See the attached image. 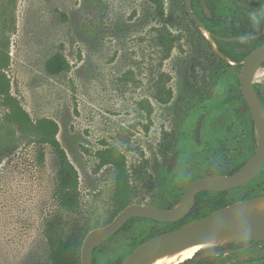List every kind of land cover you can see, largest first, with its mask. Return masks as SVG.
<instances>
[{
    "label": "rangeland",
    "instance_id": "374dc122",
    "mask_svg": "<svg viewBox=\"0 0 264 264\" xmlns=\"http://www.w3.org/2000/svg\"><path fill=\"white\" fill-rule=\"evenodd\" d=\"M185 1L162 0L159 19L150 0H0V71L8 81V93H0V264H49V221L60 235L83 234L125 204L165 202L171 188L177 203L192 180L240 167L254 153L239 74L214 58ZM226 1L233 13L262 17L264 0ZM163 39L171 42L168 53ZM55 53L67 68L50 75L45 64ZM255 72L258 89L264 65ZM40 119L57 124L56 138L75 167L74 211L59 203L58 164L40 142ZM257 177L263 182L254 192L264 193V167ZM250 192L244 184L224 198L231 204ZM154 231L151 221L133 219L98 244L95 264L126 256ZM256 251L220 252L211 264H248Z\"/></svg>",
    "mask_w": 264,
    "mask_h": 264
},
{
    "label": "water",
    "instance_id": "95a60500",
    "mask_svg": "<svg viewBox=\"0 0 264 264\" xmlns=\"http://www.w3.org/2000/svg\"><path fill=\"white\" fill-rule=\"evenodd\" d=\"M186 8L190 19L195 20L200 30L210 34V44L215 45L214 51L231 64L232 73H236L235 63L229 61L218 50L211 33L192 13L191 0H186ZM262 34L264 36V19L259 34L249 36L221 37L227 41L252 39ZM213 43V44H212ZM264 62V40L252 49L239 62V84L241 95L246 102L256 135L257 147L254 153L233 173L206 175L192 180L180 200L171 209H164L148 203H130L122 208L108 223L96 226L84 236L80 249V264H92L94 248L101 242L117 233L129 219L144 217L159 222H176L183 219L194 205L195 196L200 191H226L248 183L258 175L264 166V106L254 87L253 76L258 67ZM264 90V82L260 84L259 92ZM201 117L195 127V135L199 136ZM177 152L169 160L168 169L172 167ZM258 196L227 204L203 216L188 221L174 229L156 234L134 247L119 264H147L157 256L180 247L206 242L225 236H235V239L224 246L206 247L196 252L191 263L220 252L244 250L255 242L264 240V214L244 209ZM249 241L240 249L229 248L230 245ZM225 247V249L223 248ZM186 261L182 264H186Z\"/></svg>",
    "mask_w": 264,
    "mask_h": 264
},
{
    "label": "trees",
    "instance_id": "16d2710c",
    "mask_svg": "<svg viewBox=\"0 0 264 264\" xmlns=\"http://www.w3.org/2000/svg\"><path fill=\"white\" fill-rule=\"evenodd\" d=\"M150 1L154 6L155 16L159 19H163L165 10L162 0ZM184 7H186V1ZM191 9L196 18L211 33H213V40L220 53L234 62L241 61V59L245 57L250 50L257 47L264 40V36L262 34L252 39H243L236 41H227L221 38L231 36L255 35L259 34L262 30V17H258L261 20V23L259 25H253L252 23H250V16L233 13L231 11V6L229 5V3H227L226 0H191ZM200 37L206 40L209 48L211 49L210 42L202 34L200 35ZM163 40H160L158 43L161 45L163 50H165V53H168L171 42H168L167 44V42ZM237 48L245 50L243 52H238L236 51ZM211 53L213 54L214 58L222 64L223 69H228L230 74H232L231 64L222 59L212 49ZM262 64L264 65V62ZM66 68L67 61L61 53H55L54 55H52L45 64V70L50 75L58 74ZM0 93H8V81L3 71H0ZM239 93L242 104L247 109L248 107L241 95L240 90ZM260 98L262 103H264L263 96L260 95ZM146 111L147 115L149 116L150 107L146 108ZM14 114L21 119L26 117L24 113H20V115H18L17 112H14ZM35 127L38 131L39 136L41 137L40 142L50 145L52 152L54 153L57 160L58 169L56 171V181L59 193V203L66 211H74L78 205L79 200V193L77 190V173L75 167L70 162L65 150L56 138L58 126L53 120L40 119ZM38 155L39 158L42 159L43 153L39 152ZM238 168L239 165L234 166V168L231 170L219 169L218 171L211 172L208 175L230 174L236 171ZM259 179V177L255 176L251 181L247 183L250 186L251 191L248 197H255L263 194L258 191L254 192V190L258 189V187L261 186L263 182V179ZM173 181L174 179L170 180L169 183H173ZM176 188L170 189V191H172V195L168 194V198H165L164 196L165 202H151L152 205L164 209L173 208L179 197V194H177L178 189L176 190ZM226 192L227 191H200L195 196L193 207L183 219L176 222H159L144 217H133L129 219L127 223L114 235L125 229L127 224H129L133 219L141 218L151 221L156 228V231H154L150 236L144 239L146 240L156 234L174 229L188 221H191L197 217L203 216L209 212L227 205V202L224 198ZM173 195L175 198H171ZM167 199H169L170 201ZM125 206L126 204L124 205V207ZM47 227L53 231V235L49 240V264H80L81 244L85 234L88 231L82 234L78 232V229H72L67 234L60 235L59 231L54 227V222L49 221ZM144 240H142L141 242H143ZM141 242H139L138 244H140ZM97 246L93 250L92 264H95V253L97 250ZM134 247H136V245L132 246L131 250ZM124 257L125 256L112 260L109 264H119L124 259ZM214 257L215 256H208L195 261L193 264H211Z\"/></svg>",
    "mask_w": 264,
    "mask_h": 264
},
{
    "label": "bare ground",
    "instance_id": "6f19581e",
    "mask_svg": "<svg viewBox=\"0 0 264 264\" xmlns=\"http://www.w3.org/2000/svg\"><path fill=\"white\" fill-rule=\"evenodd\" d=\"M201 32L205 36V38L210 42L211 41L210 34L205 30H201ZM213 46L215 48V45ZM244 209L248 211L264 214V194L258 195V197L255 198ZM234 239L235 236H225L216 239H211L206 242L186 245L178 249L168 251L160 256H157L151 261H149L147 264H180L192 258L194 254L200 251L201 249H204L206 247H213V246H224L230 243L231 241H233Z\"/></svg>",
    "mask_w": 264,
    "mask_h": 264
},
{
    "label": "flooded vegetation",
    "instance_id": "af4514ba",
    "mask_svg": "<svg viewBox=\"0 0 264 264\" xmlns=\"http://www.w3.org/2000/svg\"><path fill=\"white\" fill-rule=\"evenodd\" d=\"M251 51V50H250ZM249 51V52H250ZM240 62V61H239ZM238 62V63H239ZM240 63L239 64H235V69H236V73L234 74V75H236L237 73L239 74V70H240ZM263 65V64H262ZM237 69H238V72H237ZM231 71H232V67H231ZM256 73V72H255ZM254 73V74H255ZM233 74V73H232ZM239 81V80H238ZM261 84V83H260ZM255 87V86H254ZM259 87H260V85H259ZM256 89V91H257V93H258V95H259V98H260V95H261V92H259V88L257 89V88H255ZM262 96V95H261ZM264 98V97H263ZM262 98V99H263ZM260 100H261V98H260ZM262 102V101H261ZM263 104V106H264V103H262ZM247 105V104H246ZM248 107V106H247ZM243 109H246L245 107H243ZM246 110H248L249 111V108H247ZM249 114H250V111H249ZM250 117H251V115H250ZM264 167V166H263ZM262 170V169H261ZM261 170H260V172H261ZM259 172V173H260ZM258 173V174H259ZM251 181V180H250ZM247 184V183H246ZM242 186V185H241ZM238 187H240V186H238ZM235 188H237V187H235ZM231 189H234V188H231ZM231 189H229V190H231ZM226 191H228V190H226ZM264 194V193H263ZM248 198H251V197H248ZM249 243V241H242V242H239V243H236V244H232V245H230L231 247H229V248H232V249H240L241 247H243V246H245L246 244H248ZM260 247H263L264 248V240L263 241H259V242H255V243H253L252 245H250L249 247H247V248H245V249H256L257 251L255 252V253H251V254H249L248 256H252V257H254V258H250L249 260H248V264H253L256 260H259V262H260V264H264V251H263V253L261 254L260 252H259V248ZM242 250H239V251H232V252H229V253H224V254H238V253H240ZM248 258V257H247ZM186 262H189V261H186ZM194 263V262H193ZM192 263V264H193Z\"/></svg>",
    "mask_w": 264,
    "mask_h": 264
},
{
    "label": "clouds",
    "instance_id": "9594fccd",
    "mask_svg": "<svg viewBox=\"0 0 264 264\" xmlns=\"http://www.w3.org/2000/svg\"><path fill=\"white\" fill-rule=\"evenodd\" d=\"M259 16L264 17V11L259 13ZM250 23L253 25H259L261 23V20L258 18V14L256 12L250 13Z\"/></svg>",
    "mask_w": 264,
    "mask_h": 264
}]
</instances>
